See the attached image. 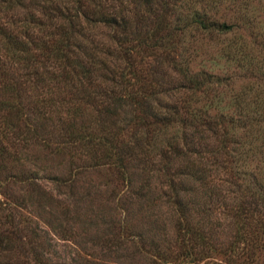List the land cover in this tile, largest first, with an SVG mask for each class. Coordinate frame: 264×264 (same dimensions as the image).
<instances>
[{"label":"rangeland","instance_id":"obj_1","mask_svg":"<svg viewBox=\"0 0 264 264\" xmlns=\"http://www.w3.org/2000/svg\"><path fill=\"white\" fill-rule=\"evenodd\" d=\"M152 6L116 5L127 11V30L135 28L124 43L144 40L125 49L128 57L111 51L107 25L80 16L73 33L85 50L80 56L92 62L86 84L165 88L156 101L159 109L178 108L168 128L178 130L174 147L163 156L133 139L123 107L103 113L96 101L80 100L72 131L65 132L54 113L39 123L32 111L39 133L0 155V214H14L20 239L11 241L24 250L10 256L18 263L212 264L224 258V249L238 256L245 236L252 255H242L239 264H264V94L258 92L264 89V0H159ZM135 8L145 19L136 20ZM27 10L28 0L15 3L16 13ZM199 18L227 27L194 30L190 20ZM10 63L15 84H32L19 82L20 69ZM190 84H219L199 96L203 125L179 108L184 97L200 95ZM222 130L234 133V142L228 136L221 142ZM108 145L122 149V163L101 154ZM188 231L195 237L185 244Z\"/></svg>","mask_w":264,"mask_h":264},{"label":"trees","instance_id":"obj_2","mask_svg":"<svg viewBox=\"0 0 264 264\" xmlns=\"http://www.w3.org/2000/svg\"><path fill=\"white\" fill-rule=\"evenodd\" d=\"M19 1L21 0H0V155L9 153L10 147H15L20 141H27L34 134L39 133V125L35 124L30 116L32 111H36L34 113L39 123L41 118H49V114L54 113L55 120L60 124V131L65 132L66 129L72 131L71 116H74L80 100L88 102L89 99L96 101L98 110L103 113H110L114 108L123 107L128 116L125 119L126 122L132 121L133 131L130 136L140 144L150 145V148L157 149L158 153L163 156L166 149L174 147L173 143L179 135L178 130L174 127L175 129L169 132L168 128L173 125L170 113L178 111V108L176 105L164 104L165 108L159 109L156 101V95L165 91V88H158L156 86L158 84H86L91 81L92 62L89 61L90 56L87 57L86 54L83 57L80 56L79 49L82 53L84 49L79 41L75 40L73 33L74 30L78 31L76 26L79 25L80 16L113 29L111 38L115 47L111 51L119 53L118 56L128 57L129 55L124 52L125 49H134L136 45L144 41L138 39L132 43H124L123 37L135 32V28L131 25L132 30H127V11L121 13L117 10L116 5L121 0H28V10L23 15L15 12V3L18 4ZM128 1H133L138 6L142 5L149 10L153 7V1L158 2L159 0ZM135 10L133 12L136 20L145 19L143 11L137 8ZM190 25L194 30L201 32L207 26L217 31H222L221 29L227 27V24L222 21L207 18L190 20ZM212 28L206 30H213ZM160 39L166 38L160 37ZM160 43L162 44V41ZM10 62L17 64L20 69V72L16 73L18 77H21L19 82L30 81L32 84H15L18 78L13 74L14 68ZM45 79L54 80L57 84H52L51 87V84L43 83L47 82L44 81ZM218 86L219 84L188 85L192 93L196 91L200 95L193 98L184 97L179 106L180 110L185 116L191 119L196 118L195 122L203 116V113L207 116L205 109L201 108L198 103L199 96H205V92L209 90L215 91ZM258 92L264 94V89ZM188 99H191L192 103ZM61 107L64 108L63 116H60ZM168 108H173V110H168ZM135 110L137 111L134 112ZM56 111H58V116H56ZM141 114L144 118H141ZM178 120L185 123L183 118H178ZM225 120L224 117L220 122ZM204 122L206 121L200 120L197 123L203 125ZM194 125L197 124L194 123ZM205 129H210V126L206 125ZM224 132L222 130L219 133L220 141L224 142V136H228L226 141L231 138L234 142V133L225 134ZM213 133L215 132L212 131ZM101 150V154L109 158L114 155L122 163L124 154L120 153L121 148L108 145L105 150ZM164 167L169 170L168 164ZM173 183V179L170 178L171 187ZM6 207L8 208V205ZM13 216L11 212L0 214V264L27 263V260L23 259H20L18 263L15 260L16 257L11 259L10 256L13 249L19 252L24 250L20 249L19 242L11 241L12 238L20 239ZM28 230L32 231L30 228ZM187 235L185 244H189L192 236L195 237V234L189 231ZM237 237L241 238L240 235ZM242 239L244 244L241 245L238 256L233 257L230 251L225 253L226 249H224L222 252L225 254L224 258L213 261L212 264H239L244 258L242 255L251 256L250 239L245 236H242ZM199 243L200 241L193 246V252L200 250L197 248ZM228 246L227 250L232 251L231 246ZM211 247L213 249V246Z\"/></svg>","mask_w":264,"mask_h":264}]
</instances>
